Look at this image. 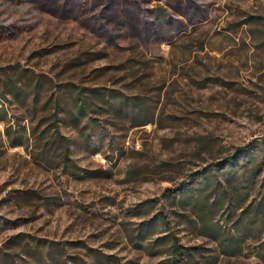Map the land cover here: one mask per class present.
<instances>
[{"label":"rangeland","instance_id":"rangeland-1","mask_svg":"<svg viewBox=\"0 0 264 264\" xmlns=\"http://www.w3.org/2000/svg\"><path fill=\"white\" fill-rule=\"evenodd\" d=\"M0 264H264V0H0Z\"/></svg>","mask_w":264,"mask_h":264},{"label":"trees","instance_id":"trees-1","mask_svg":"<svg viewBox=\"0 0 264 264\" xmlns=\"http://www.w3.org/2000/svg\"><path fill=\"white\" fill-rule=\"evenodd\" d=\"M156 11L155 13V17H154V21L155 22H160L162 19H165L168 17V11L167 9H165L164 7H159V9H155L153 10V12ZM63 138V137H62ZM63 148H64V152L67 153L69 151V143L67 142V138H63ZM245 148H247V146H242L237 148L238 152L244 150ZM237 153L234 152L233 154L229 155L226 159V161L231 165L235 162L236 158H237ZM220 163H217L216 166H219ZM173 246V250L175 252V254L180 258L183 255V248L181 247V245L175 241V239L173 240L172 243Z\"/></svg>","mask_w":264,"mask_h":264}]
</instances>
